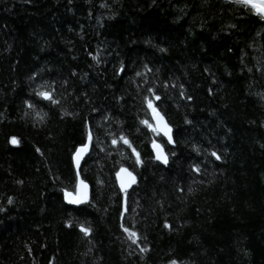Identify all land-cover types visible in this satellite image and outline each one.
Segmentation results:
<instances>
[{
	"label": "trees",
	"instance_id": "obj_1",
	"mask_svg": "<svg viewBox=\"0 0 264 264\" xmlns=\"http://www.w3.org/2000/svg\"><path fill=\"white\" fill-rule=\"evenodd\" d=\"M78 177L89 195L69 205ZM173 262L264 264V17L239 0H0V264Z\"/></svg>",
	"mask_w": 264,
	"mask_h": 264
},
{
	"label": "water",
	"instance_id": "obj_2",
	"mask_svg": "<svg viewBox=\"0 0 264 264\" xmlns=\"http://www.w3.org/2000/svg\"><path fill=\"white\" fill-rule=\"evenodd\" d=\"M262 16L264 17V15ZM149 116H150V120L152 122L155 132H157V134H159L167 144L172 145L171 128L166 123L163 115L157 109H152L150 110ZM85 146L87 145L85 144L82 146H78L72 155V162L75 168L79 167V165L82 162V159L87 153L88 149H86V151H84L83 154L79 156V162L77 163L76 157H77L78 150L83 149ZM150 148H151V152L153 154L154 159L160 162L161 164H165L167 157H166V153L164 151L163 146L158 141H154L152 142ZM158 155L161 156L160 159H157ZM125 170L126 169L119 170L116 175V183L119 186L120 191H124L131 182V175H129L130 173L127 170L126 171ZM67 194H70V195H67ZM67 194L64 196V201L69 205H75L78 202H72V201H80V200H85L88 198L89 187L85 182L81 180L80 177H78L76 192L74 194L73 193H67Z\"/></svg>",
	"mask_w": 264,
	"mask_h": 264
},
{
	"label": "snow or ice",
	"instance_id": "obj_3",
	"mask_svg": "<svg viewBox=\"0 0 264 264\" xmlns=\"http://www.w3.org/2000/svg\"><path fill=\"white\" fill-rule=\"evenodd\" d=\"M239 2L244 3L246 5H250L253 9L256 10V12L258 14L264 15V0H239ZM149 104L151 106V102L150 101H149ZM12 142L13 143H17V141L15 140V138H13V141ZM125 142H127V141H125ZM86 149H87V146H85L83 149H79L78 150L77 157H76L77 163L79 162V156L82 155L83 152L86 151ZM213 155H215V153H213ZM160 158H161V156L158 155L157 156V159H160ZM217 158H219V157H217ZM133 182H134V179H133ZM67 195H70V194H67ZM72 202H79V201H72ZM84 231L87 232L86 229ZM131 236L134 237L135 236V233H132ZM173 264H175V262H173Z\"/></svg>",
	"mask_w": 264,
	"mask_h": 264
}]
</instances>
